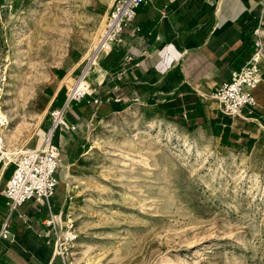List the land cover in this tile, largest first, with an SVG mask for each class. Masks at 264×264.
<instances>
[{
  "label": "rangeland",
  "instance_id": "1",
  "mask_svg": "<svg viewBox=\"0 0 264 264\" xmlns=\"http://www.w3.org/2000/svg\"><path fill=\"white\" fill-rule=\"evenodd\" d=\"M94 3L0 0L7 148L37 147L49 126L51 70L76 67L73 82L88 64L89 51L78 64L83 45L94 48L105 21ZM257 4L263 68L264 0ZM88 101L57 146L60 166L70 162L66 179L60 166L56 176L72 196L77 234L65 264H264V137L248 154H223L203 130L179 128L138 101Z\"/></svg>",
  "mask_w": 264,
  "mask_h": 264
},
{
  "label": "crops",
  "instance_id": "2",
  "mask_svg": "<svg viewBox=\"0 0 264 264\" xmlns=\"http://www.w3.org/2000/svg\"><path fill=\"white\" fill-rule=\"evenodd\" d=\"M113 1L95 0L96 14L106 18ZM257 2L146 0L137 8L131 27L124 30L123 45L100 57L98 63L96 59L88 71L90 85L86 86L94 93L87 99H97L99 103L122 97L138 101L179 128L203 130L220 153L252 152L264 137V67H261L263 83L253 92L255 104L245 107L240 116L224 115L213 103L212 92L256 51L255 42L261 32ZM134 27L139 30L132 35ZM90 44L83 45L78 64L86 59ZM128 55L131 60L126 63ZM75 70L76 67L70 71L61 67L51 70L54 82L45 87L46 108L61 105L63 95L56 99L55 96L72 82ZM85 108L84 104H78L65 113L66 120L78 126ZM47 127L40 131L41 136ZM65 134L56 132L57 146ZM2 154L0 191L14 161ZM71 199L67 188L61 185L47 204L27 201L17 208L8 221L9 237L0 240V264H65L64 258L61 260L53 252L50 232L42 222L51 215L57 223L58 217L69 216ZM5 215V199L0 194V224Z\"/></svg>",
  "mask_w": 264,
  "mask_h": 264
},
{
  "label": "built area",
  "instance_id": "3",
  "mask_svg": "<svg viewBox=\"0 0 264 264\" xmlns=\"http://www.w3.org/2000/svg\"><path fill=\"white\" fill-rule=\"evenodd\" d=\"M145 2L146 0H114L105 18L103 32L91 49L89 57L100 58L123 45L124 30L131 27L137 8ZM138 30L137 27L131 28L130 33L133 35ZM260 47V42L257 40L256 51L250 60L238 71H232L229 80L213 90L212 98L218 101L224 115L240 116L245 107L255 104L253 92L263 83L262 69L254 57ZM88 60L87 58L86 63ZM130 60L131 55L125 56L126 63ZM86 76L87 74L82 70L69 88H66L62 104L57 108L49 109L47 114L50 123L42 133L36 149H27L16 162H11L13 168L0 191L6 206V215L0 224V240L9 237L8 221L17 208L27 201H32L36 205L47 204L55 192L60 152L58 147L52 144V133L55 129L61 133H71L75 130L76 125L66 120L65 113L72 109L73 105L89 103L87 98L94 93V90L75 88L80 81L89 84ZM97 102H99L97 99L91 100L92 104ZM42 225L50 232L53 252L62 260L65 252L77 238L73 221L65 216L63 219L58 217L57 223L55 216L51 215L42 222Z\"/></svg>",
  "mask_w": 264,
  "mask_h": 264
},
{
  "label": "bare ground",
  "instance_id": "4",
  "mask_svg": "<svg viewBox=\"0 0 264 264\" xmlns=\"http://www.w3.org/2000/svg\"><path fill=\"white\" fill-rule=\"evenodd\" d=\"M260 52H261V50L258 51L254 55L255 59L258 62H259L258 56L261 54ZM98 58L99 57H97V58L90 57L89 60H88L89 61L88 64L85 66V68L83 70V73H86L87 74L88 71L94 66V64L96 62V59H98ZM76 87L79 90H81L83 88L84 89L87 88V90L90 91V88L88 89V87L86 86V83H83L82 81L78 82L77 85L75 86V88ZM6 120H7L6 116L0 112V126L4 125L5 122H6ZM56 132H57V129H55L53 131L52 138H51L52 144L54 146H57L55 144V134H56ZM34 149H36V147L35 148H32L31 150H34ZM25 151H23L20 147H15V148H12V149L11 148H7L6 142H5V135L3 134V131L0 129V152L3 153L2 155H4L8 160H10V161L11 160H14L12 162H16L19 159L18 157L21 156ZM68 166H69L68 164L66 166H63V167L60 166L61 167V170H60L61 180L62 179H66L65 170L68 168ZM61 180H60V182H61ZM57 186H58V183H57Z\"/></svg>",
  "mask_w": 264,
  "mask_h": 264
},
{
  "label": "trees",
  "instance_id": "5",
  "mask_svg": "<svg viewBox=\"0 0 264 264\" xmlns=\"http://www.w3.org/2000/svg\"><path fill=\"white\" fill-rule=\"evenodd\" d=\"M254 51H250V54H252ZM64 89H60L59 92L57 93V95L55 96V99L58 98V97H62L63 95V98H64ZM63 102V101H62ZM62 104V103H61ZM78 105V104H77ZM77 105H73L72 108L76 107ZM193 129L190 128L189 131L191 132Z\"/></svg>",
  "mask_w": 264,
  "mask_h": 264
}]
</instances>
